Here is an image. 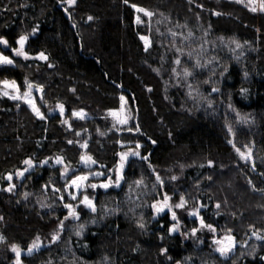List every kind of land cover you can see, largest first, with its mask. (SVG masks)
I'll use <instances>...</instances> for the list:
<instances>
[{"label": "trees", "instance_id": "16d2710c", "mask_svg": "<svg viewBox=\"0 0 264 264\" xmlns=\"http://www.w3.org/2000/svg\"><path fill=\"white\" fill-rule=\"evenodd\" d=\"M0 42L14 61L0 79L31 83L44 114L0 97V264H264V11L0 0ZM122 97L136 121L119 127ZM86 154L102 181L121 169L91 188L96 210L69 186ZM181 198L204 244L172 228ZM206 226L247 246L221 259Z\"/></svg>", "mask_w": 264, "mask_h": 264}, {"label": "rangeland", "instance_id": "374dc122", "mask_svg": "<svg viewBox=\"0 0 264 264\" xmlns=\"http://www.w3.org/2000/svg\"><path fill=\"white\" fill-rule=\"evenodd\" d=\"M67 1L69 5H72L74 2V0H67ZM235 1L241 2L244 5H247L248 7H250L251 9L254 8L255 11H264V0H235ZM144 12L147 15L150 14L149 11H144ZM143 39L145 41V44L149 46V43H150L149 37L146 36V37H143ZM4 49H5V44L0 42V57H6L8 60H11L12 62L11 63L0 62V66L13 64L14 61L12 57L9 54H7L4 51ZM18 50L22 51L23 54H18ZM18 50L14 52L15 55L17 56L25 55L24 50L22 48ZM5 81H7L8 83L5 84L4 83ZM29 86H32V84L26 83L23 86H20L18 82L14 79H10V78L0 79V97H8L14 100L15 102H19L20 104H26L34 111V113H36L37 116L43 117L44 114L38 102L39 94L31 91V88ZM13 97H16V98L13 99ZM77 114L79 117H83L85 115V113L83 112H78ZM110 116L115 121V125H119V127L127 126L133 121H136L135 113L129 106L126 98H123L119 108L113 109L110 112ZM241 152L243 156L246 158L249 154V149L245 147L243 150H241ZM27 165H28V169H32L33 167L32 162H28ZM82 165H83V168H85V170L87 169V171L82 172L81 174L73 177V179L71 178L72 180L69 186H71L74 189V196L80 195L82 201L85 202L88 207H90L93 210H96V205H94L95 197H93L92 195L91 191L93 190L91 188L94 186H99L102 189H107L109 188V186H118L120 182L121 169L118 168L115 181L111 182L109 180L102 181L103 176H105L106 174L102 171L93 169V167H95V163L93 162L92 158L89 155L87 154L84 155ZM233 180L234 179L230 177V181L224 179V180H221V182L215 181L213 183V185L215 187H219V189L222 186L223 190L220 191L221 193H219L221 197L226 198L228 195L226 191L229 192L230 190H232L231 188L233 186L231 183L233 182L231 181ZM105 185L107 186L105 187ZM178 191L184 194L183 191H180L179 189H175V193H177ZM231 192L234 193L233 190ZM248 201L249 200L243 202L244 207L247 206L246 203ZM185 204H188L186 198L178 199L176 203L171 205L173 212L171 213L170 209L169 211H167L171 213V217L174 220V223L172 224L173 225L172 228L174 230H178L181 232L183 231V234L186 238L191 234L193 235V237L196 238L197 243L203 242L202 244H204V241L207 240L205 238V232L203 233V230L202 228H200L201 226L199 224H197V226L195 227V224L192 219L193 218L192 212L194 213V215L195 213L196 214L198 213L197 211H195V209L194 210L192 209L190 204L187 207H185ZM177 205H182V206L178 207ZM163 209L165 208L163 207ZM162 213H163V210L161 209V206H160V208L159 207L157 208V214H162ZM199 219H201V217ZM210 226H206V229H208L209 232L212 234V236L209 238V240H211V243L209 244V246L212 248V253L217 254L221 259L229 258L234 252L237 251L239 247L247 246L248 241L238 240L237 237L235 235H232L230 232L222 233L217 230H213V228H210ZM201 231H202V234L199 236L197 233Z\"/></svg>", "mask_w": 264, "mask_h": 264}, {"label": "snow or ice", "instance_id": "6c2138e0", "mask_svg": "<svg viewBox=\"0 0 264 264\" xmlns=\"http://www.w3.org/2000/svg\"><path fill=\"white\" fill-rule=\"evenodd\" d=\"M141 11H143V9H141ZM253 11H255V9L253 8ZM150 15V14H149ZM89 19H91V17H89ZM24 37H21V39H20V43H21V48H22V46H23V41H24ZM18 54H23L22 53V51H20V50H18ZM43 58V57H42ZM0 62H5V63H11L12 61L11 60H8L6 57H0ZM5 84H7L8 82L7 81H5L4 82ZM13 84H14V82H13ZM29 87H31V86H29ZM5 94H7V93H5ZM16 97H13V99H15ZM122 100H123V97L121 98ZM122 122H124V121H122ZM242 156H243V154H241ZM83 159V158H82ZM107 185H105V187H106ZM90 203V202H89ZM178 207H180V206H182V205H177ZM34 247H35V245H34ZM17 255H19V251L17 250Z\"/></svg>", "mask_w": 264, "mask_h": 264}]
</instances>
